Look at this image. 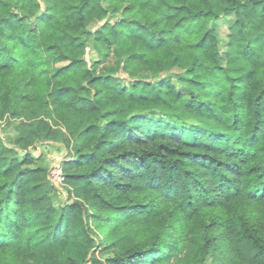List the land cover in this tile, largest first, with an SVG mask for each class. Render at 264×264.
<instances>
[{
	"label": "trees",
	"instance_id": "trees-1",
	"mask_svg": "<svg viewBox=\"0 0 264 264\" xmlns=\"http://www.w3.org/2000/svg\"><path fill=\"white\" fill-rule=\"evenodd\" d=\"M0 143V264H264V0H0Z\"/></svg>",
	"mask_w": 264,
	"mask_h": 264
},
{
	"label": "rangeland",
	"instance_id": "rangeland-1",
	"mask_svg": "<svg viewBox=\"0 0 264 264\" xmlns=\"http://www.w3.org/2000/svg\"><path fill=\"white\" fill-rule=\"evenodd\" d=\"M31 3L32 8H35L38 6L39 0H29ZM228 28H229V22L223 20L221 21L219 25V32L221 35V47L224 48L225 46V39L226 35L228 34ZM93 54L91 51L86 50L85 52V59L88 62V65L90 64V59L92 58ZM121 61L119 60L117 55H112L105 63L100 65L97 69V72L100 74H106L110 77H121L119 78L121 85L129 86L130 85V79L127 74L123 73L121 70ZM170 75V72H163L159 75L150 76L144 78V80L148 83H155L159 81L160 79H165ZM115 82V81H113ZM141 89V88H140ZM153 118L161 119L166 124L169 125H176L177 119L174 117H171L169 114L166 113H159L157 115H153ZM184 123H187L188 125H191L192 129L186 130V134L192 135L194 130L196 128H203V129H212L209 124H206L204 122L196 121L190 118H183L182 120ZM63 136H58L56 140L54 141H47L44 142L43 145H38L36 152L39 154L40 152L43 154V157L48 162V165L53 167L54 165L58 164L61 165L64 162V159H66L69 156V151L66 147V144L64 142ZM8 148V145H3L0 143V165L3 167H7L11 164L13 160H15V151H10ZM67 200V193L63 190V188H58V193L54 195V199L51 203L54 205H57L58 202H65ZM98 235H100V231L97 232ZM99 253V252H98ZM100 255V253H99ZM213 260L210 259V261H207V264H214L212 262ZM185 264V263H181Z\"/></svg>",
	"mask_w": 264,
	"mask_h": 264
},
{
	"label": "built area",
	"instance_id": "built-area-1",
	"mask_svg": "<svg viewBox=\"0 0 264 264\" xmlns=\"http://www.w3.org/2000/svg\"><path fill=\"white\" fill-rule=\"evenodd\" d=\"M49 178L51 183L57 187L62 188L65 186V175L63 173L62 165H54L49 172Z\"/></svg>",
	"mask_w": 264,
	"mask_h": 264
}]
</instances>
